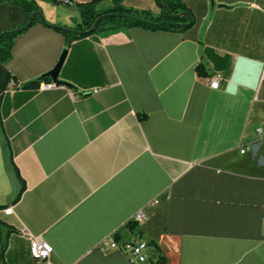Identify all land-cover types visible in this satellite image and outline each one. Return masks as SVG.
<instances>
[{"label":"crops","instance_id":"crops-1","mask_svg":"<svg viewBox=\"0 0 264 264\" xmlns=\"http://www.w3.org/2000/svg\"><path fill=\"white\" fill-rule=\"evenodd\" d=\"M92 1L37 5L50 24L72 28ZM180 1L196 21L185 34L133 28L67 47L37 22L16 39L0 64L9 264H44L28 236L52 246V264H129L101 243L135 235L128 224L141 211L139 237L158 244L145 264L159 253L165 264H264V0ZM124 4L157 11L155 0ZM28 21L0 3V32ZM65 50L57 88L4 90L9 74L41 79Z\"/></svg>","mask_w":264,"mask_h":264},{"label":"trees","instance_id":"trees-1","mask_svg":"<svg viewBox=\"0 0 264 264\" xmlns=\"http://www.w3.org/2000/svg\"><path fill=\"white\" fill-rule=\"evenodd\" d=\"M8 1L11 4L20 6L27 14L29 21L20 27L5 30L0 32V64H8L13 59V49L16 39L28 31L35 23L42 22L46 26L52 27L62 33L67 47H70L74 42L80 41L87 37L116 33L123 30H131L133 28H142L151 32H169L177 34H185L195 26V15L186 4L180 0H155L157 11L153 10H138L128 8L124 4V0H113L111 6L99 9L97 7L100 0H94L90 3L79 6L81 13V22L72 28L60 25L50 24L43 16L40 7L34 0H0ZM35 13H41V17L32 19ZM98 22L96 30L92 33L94 25ZM205 68L200 65L197 72L200 76L205 75ZM207 75V74H206ZM11 80L16 82V90L33 89L38 90L41 85L51 83V79L46 75L39 80L26 84L19 83L12 75H8L4 82V90H8V85ZM20 86V87H19ZM147 117L142 115L141 118ZM9 206H0V211L7 209ZM128 228L135 235L140 236L138 225L135 222H130ZM12 230L3 235L0 227V264H9L6 261L7 243ZM150 245L158 247L154 241ZM166 258L159 253L158 261L154 264H165Z\"/></svg>","mask_w":264,"mask_h":264},{"label":"built area","instance_id":"built-area-1","mask_svg":"<svg viewBox=\"0 0 264 264\" xmlns=\"http://www.w3.org/2000/svg\"><path fill=\"white\" fill-rule=\"evenodd\" d=\"M36 2L42 1V0H34ZM221 78L218 76L215 81L211 83V88L217 89L220 85ZM16 82L14 80H11L8 85V90L13 89L16 90ZM20 87V86H19ZM57 88V85L55 83H48L43 84L39 88V90H51ZM246 150H243L244 153ZM159 201H155L153 205H157ZM4 211L6 216H12L14 213L13 206H9L7 209L2 210ZM145 215L143 211L136 214V216L133 218L132 222H135L138 226L141 225L144 222ZM29 242H30V254L31 257L39 262L44 264H52L51 263V256L53 254V248L50 244L45 242L42 238H37L34 236H28ZM101 248L103 250H106L107 248L119 250L121 251L127 262L129 264H145L149 261L150 258V244L143 241L138 235H134L125 240V241H119L114 237H110L105 239L101 243Z\"/></svg>","mask_w":264,"mask_h":264},{"label":"water","instance_id":"water-1","mask_svg":"<svg viewBox=\"0 0 264 264\" xmlns=\"http://www.w3.org/2000/svg\"><path fill=\"white\" fill-rule=\"evenodd\" d=\"M35 17H41V13H35L32 15L31 17V20L29 22V24L32 23V19L35 18ZM101 20V18L97 21V23L94 25L93 29L91 30V32L93 33L95 30H96V27H97V24L98 22ZM67 50H65L63 52V55L61 56L60 58V61L58 62L57 66L54 68L53 71H51L50 73H48L46 76L49 77L53 83H55L56 85H59L61 84V82L59 81V75H60V72H61V68L63 66V63L66 59V56H67Z\"/></svg>","mask_w":264,"mask_h":264}]
</instances>
